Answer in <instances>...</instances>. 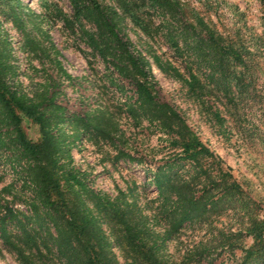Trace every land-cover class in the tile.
Here are the masks:
<instances>
[{
	"label": "rangeland",
	"instance_id": "374dc122",
	"mask_svg": "<svg viewBox=\"0 0 264 264\" xmlns=\"http://www.w3.org/2000/svg\"><path fill=\"white\" fill-rule=\"evenodd\" d=\"M98 1L148 61L152 101H135L101 59L87 36L93 20L76 19L71 0H19L14 10L0 0L9 83L61 142L51 167L67 201L97 216L113 264H264V0ZM20 114L24 135L41 143L40 123ZM9 130L0 128V214L26 212L31 184ZM67 168L109 200L106 211L66 185ZM189 201L199 207L178 222L176 205ZM112 207L133 228L126 252L109 229ZM44 231L29 248L45 256L31 264H67L65 240ZM1 237L0 264H27Z\"/></svg>",
	"mask_w": 264,
	"mask_h": 264
},
{
	"label": "trees",
	"instance_id": "16d2710c",
	"mask_svg": "<svg viewBox=\"0 0 264 264\" xmlns=\"http://www.w3.org/2000/svg\"><path fill=\"white\" fill-rule=\"evenodd\" d=\"M1 1L8 4L12 10L19 2V0ZM71 3L76 19L82 17L93 20L97 31L93 35L87 34L93 44V49L108 66L113 68L121 81L127 79V83L134 87L135 101L141 104L152 101L154 90L146 82L147 78H152L148 61L139 55L134 50L133 44L119 32L118 12L98 0H86L85 4L80 0H71ZM10 71L11 67L7 65L4 55L1 54L0 128H10L9 131L17 146L20 158L25 160L23 171L31 180V184L30 193L27 196L29 202L26 204V212L10 207L0 214L1 238L27 264H31V260H37L38 255L43 256L44 254L41 249H38L36 256L29 248L30 243L36 245V240L40 238L39 232L43 230L51 237L56 236V238L65 240L64 249L71 251V254H63L61 247L63 242L62 244L58 243L61 249L58 250V254L65 257L67 264H113L111 257L107 254L108 245L105 242L97 216L83 204L77 202L74 206L70 204L69 200L67 201V189L63 188L59 174L56 173L54 167H51V164H55V153L64 151L61 142L56 134L46 128V117L39 112L38 105L9 83ZM20 113L40 123L43 135L41 143L32 142L24 135L20 127ZM1 135L2 132H0V144L5 145L6 141L3 137L1 138ZM49 149L54 154L47 160L45 156ZM60 174L61 179L68 187L77 186L79 190L88 192L97 198L95 201L97 212L106 211L108 204L105 202L109 203V200L96 196L93 189H87L78 171L67 168L63 169ZM182 188L187 193L192 190L189 186ZM198 207L197 202L191 201L176 205L175 213L179 208L177 221L181 222L187 219V216L193 214V211ZM110 211L116 218L109 220V229L119 246L126 252L125 233L133 228L130 225H128L130 228L124 227V217L120 210L112 207ZM126 224L129 223L126 222ZM14 229H17L18 233H15ZM50 230L54 231V235ZM75 242L76 245L73 246ZM45 251L48 255L49 250Z\"/></svg>",
	"mask_w": 264,
	"mask_h": 264
}]
</instances>
